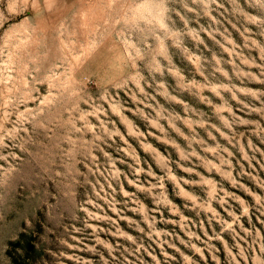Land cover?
<instances>
[{
  "label": "rangeland",
  "instance_id": "1",
  "mask_svg": "<svg viewBox=\"0 0 264 264\" xmlns=\"http://www.w3.org/2000/svg\"><path fill=\"white\" fill-rule=\"evenodd\" d=\"M0 264H264V0H0Z\"/></svg>",
  "mask_w": 264,
  "mask_h": 264
}]
</instances>
